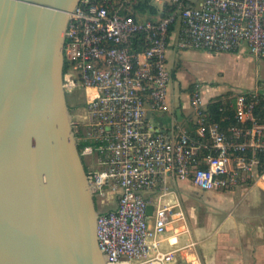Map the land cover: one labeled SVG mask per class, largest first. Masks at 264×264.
<instances>
[{"label":"built area","instance_id":"obj_1","mask_svg":"<svg viewBox=\"0 0 264 264\" xmlns=\"http://www.w3.org/2000/svg\"><path fill=\"white\" fill-rule=\"evenodd\" d=\"M140 0H80L65 30L63 73L67 93L82 87L84 114H72L77 143L87 166L94 196L118 185L117 205L99 207L97 239L108 264H168L188 249V238L162 250L164 234L181 216L173 205L156 201L150 225L143 191L158 184L169 191L170 177L189 180L200 189H232L256 175L264 176V116L254 107L258 92L237 95L236 122L224 128L209 121L201 85L190 102L199 117L198 137L185 128L174 135L147 121L148 111H168L167 63L171 25L178 24V46L213 52L248 50L264 57V0H182L159 18L141 17ZM191 264H202L191 260Z\"/></svg>","mask_w":264,"mask_h":264},{"label":"water","instance_id":"obj_2","mask_svg":"<svg viewBox=\"0 0 264 264\" xmlns=\"http://www.w3.org/2000/svg\"><path fill=\"white\" fill-rule=\"evenodd\" d=\"M79 1L0 0V264H108L63 87Z\"/></svg>","mask_w":264,"mask_h":264},{"label":"crops","instance_id":"obj_3","mask_svg":"<svg viewBox=\"0 0 264 264\" xmlns=\"http://www.w3.org/2000/svg\"><path fill=\"white\" fill-rule=\"evenodd\" d=\"M182 1L187 6H195L200 0ZM151 3L156 12L139 11L141 17L159 18L170 9L174 0H152ZM179 27L178 24L173 26L167 48V63L172 74L168 91L170 109L150 111L147 121L170 135L176 134L179 128L198 134L199 117L190 102L191 84L193 88L196 83L202 86L203 104L206 107L212 98L226 94L232 88H237L235 97L242 92L264 94V82H258L260 73L252 75L250 84H235L220 77L213 78L211 73L215 56L230 52H250H213L180 47ZM262 76L264 78V74ZM224 99L229 102L230 97L226 95ZM73 104L72 107H78L77 103ZM169 180L170 190L167 192H163L161 184L143 191L153 206L152 211L147 212L150 225L154 223L153 210L158 199L162 205L172 204L173 209L179 212L176 215L181 214L164 234L162 250L175 249L188 238L194 241V245L188 249L176 252L174 260L168 264H191V260L202 264H264V176L261 173L232 189L203 190L189 180L172 176ZM119 193L120 187L111 185L107 195L101 197V202L98 201V207L103 210L114 208Z\"/></svg>","mask_w":264,"mask_h":264},{"label":"rangeland","instance_id":"obj_4","mask_svg":"<svg viewBox=\"0 0 264 264\" xmlns=\"http://www.w3.org/2000/svg\"><path fill=\"white\" fill-rule=\"evenodd\" d=\"M263 72H264V57L261 60H259L257 57L255 58V56H252L251 53L249 54L248 52L245 53L230 52V53H222L214 57L211 76L213 78L220 77L223 78V80L235 84H250L252 75H254L255 73H260L258 82L260 84H263L264 82V78H262L263 77L262 75L264 74ZM191 76L193 77V72ZM189 90L190 92H192L193 84L190 85ZM235 90L232 88L231 90H227L226 92L228 96L231 97L234 95ZM203 91L204 93H206L205 90ZM211 92L209 93L210 95L212 94ZM81 110L83 114L85 111L84 107ZM75 112L77 114L78 112H80V110L79 111L76 110ZM71 113L74 114L72 110ZM100 199L101 197L97 199V203L98 201L101 202Z\"/></svg>","mask_w":264,"mask_h":264},{"label":"trees","instance_id":"obj_5","mask_svg":"<svg viewBox=\"0 0 264 264\" xmlns=\"http://www.w3.org/2000/svg\"><path fill=\"white\" fill-rule=\"evenodd\" d=\"M151 1L152 0H140L138 5L136 6V12H139V11L144 12L146 10H149L150 12H156V9L151 3ZM172 29H173V25H171L170 27V32L172 31ZM68 66H69L68 61L65 60L64 69H63L64 72L67 71ZM253 92L255 91H252V93ZM226 95L228 94L226 93V94L215 96L207 103L205 107V113H206L207 119L209 121H214V120L218 121L224 128H228L236 122V108H235L236 97L235 95H233L230 97L229 102H226V100L224 99V96ZM70 108L72 110L71 106ZM254 113L260 118L264 116V94L259 93V100L254 107ZM193 135L196 137L199 136L198 134H193ZM83 146H84V143L80 142L78 144L79 151L82 150ZM263 155H264L263 153H260V157L264 161ZM83 161L85 163L84 158H83ZM85 167L86 169H88L86 166V163H85ZM95 200L97 201L96 197H95Z\"/></svg>","mask_w":264,"mask_h":264},{"label":"flooded vegetation","instance_id":"obj_6","mask_svg":"<svg viewBox=\"0 0 264 264\" xmlns=\"http://www.w3.org/2000/svg\"><path fill=\"white\" fill-rule=\"evenodd\" d=\"M86 100V93L84 91V89L82 87H77L75 90L71 91L70 93H68V102L69 105L72 107V105H74L73 103H77L78 107L74 108L72 107V111L74 113L75 116L77 117H82V108L84 107V102ZM79 111L77 114L75 111ZM85 110V109H84Z\"/></svg>","mask_w":264,"mask_h":264}]
</instances>
